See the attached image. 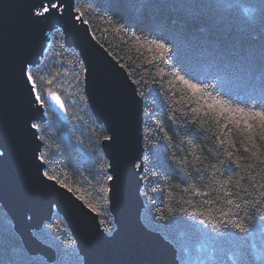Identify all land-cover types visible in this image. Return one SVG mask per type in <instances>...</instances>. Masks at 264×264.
Returning a JSON list of instances; mask_svg holds the SVG:
<instances>
[{"label":"trees","instance_id":"obj_1","mask_svg":"<svg viewBox=\"0 0 264 264\" xmlns=\"http://www.w3.org/2000/svg\"><path fill=\"white\" fill-rule=\"evenodd\" d=\"M75 7L143 101L144 224L174 246L177 264H264V122L225 109L264 110V0H76ZM50 36L30 70L39 88L61 97L67 119L46 98L47 120L38 124L47 144L45 171L94 206L113 234L109 191L99 196L110 183L108 133L90 109L80 50L61 28ZM181 77L202 92L194 94ZM35 236L53 248V259L28 252L0 206V264H84L60 215Z\"/></svg>","mask_w":264,"mask_h":264},{"label":"water","instance_id":"obj_2","mask_svg":"<svg viewBox=\"0 0 264 264\" xmlns=\"http://www.w3.org/2000/svg\"><path fill=\"white\" fill-rule=\"evenodd\" d=\"M33 4L38 0H0V206L26 250L48 260L55 251L35 232L58 214L66 221L84 264H177L174 246L142 220L139 163L144 110L136 84L89 33L76 11V0H65L61 14L47 20L35 16L40 9ZM56 28L80 50L90 109L108 135L116 137L115 144L103 143L110 173L118 178L109 183L110 211L116 223L113 234L103 229L97 213L74 192L42 178L46 166L39 167L35 158L43 143L31 124L45 122L47 113L31 103L34 97L21 68L40 63ZM51 109L67 119L66 105L60 108L52 101Z\"/></svg>","mask_w":264,"mask_h":264},{"label":"snow or ice","instance_id":"obj_3","mask_svg":"<svg viewBox=\"0 0 264 264\" xmlns=\"http://www.w3.org/2000/svg\"><path fill=\"white\" fill-rule=\"evenodd\" d=\"M64 2H65V0H60V3H57V0H38V4H33L34 8L39 7V9H40V11L35 13V16L41 17L44 20L50 19L53 16H58L61 14V6L64 4ZM77 11H79V10H77ZM152 43L156 44L155 41H153ZM156 47L164 50L165 52L168 51V49L165 47V44H163V43L156 44ZM21 73L23 76L26 77L25 83L30 84L29 93H30V95H32L34 97L33 100L31 101V103L36 106L37 110L44 108L46 98H51L53 101H55V103L60 108H64V106H65L64 102L61 100V97L59 95H57L56 93H50V92L44 91L38 87L37 79H36V77H34L33 72L29 68L22 67ZM39 80L42 83H47L48 85H51L53 83L52 79H48L45 81L43 76L39 77ZM181 81L183 82V84L188 89H191L194 94L197 92H202V90L200 88H198V86L196 84L190 83L188 80L183 79V77H181ZM209 107H211V106H209ZM225 109L229 113L239 114L243 118H252L253 120H255L256 118H259V120L261 122H264V110L258 111V112L257 111H246L243 108L233 107V106L227 105V104H225ZM245 122H247V121L245 120ZM225 127H227V125H225ZM31 128L36 129L37 133L40 132V126L38 124H31ZM262 139H264V136H262ZM39 140L44 144V147H47V144L44 143L45 138L43 135L39 136ZM104 140L109 141L111 144L116 143V137L113 135H106L104 137ZM39 148H40V145L37 146V151H39ZM245 150L247 151V149H245ZM0 155H2V154H0ZM46 156H47V154L45 152H39V155L35 157L36 160L38 161L39 167L43 168L44 166L47 165L48 161L46 159ZM228 162L229 163L233 162L231 156H229ZM261 163H264V161H261ZM44 177L47 178V181H53L55 184H58L60 186V188H66L67 192H73V189L71 187H68L65 183H63L56 176L49 175L48 172L44 171L42 178H44ZM116 179H118V178H116L112 175L107 176V180L110 182H115ZM226 183H232V181H226ZM239 183H240V181H236L237 186H239ZM75 191L79 192V188H77ZM106 191H111V189H106L104 187H101L99 189V196L101 199H103V194ZM197 194L198 195H200V194L208 195V193H197ZM237 195H239V193H237ZM77 199H80V197L77 196ZM229 202L231 203V201H229ZM90 207H92V210L95 211L94 206H90ZM236 207L239 208V205H236ZM225 223L227 225L228 222H225ZM231 226L236 228L240 232H246L247 231V228L245 227V225L243 223H238L236 221H232ZM214 227L220 228V225L214 224ZM105 230L111 231L110 229H105Z\"/></svg>","mask_w":264,"mask_h":264}]
</instances>
